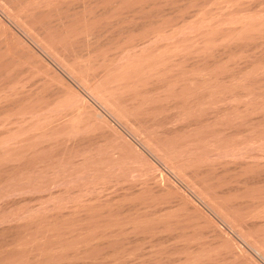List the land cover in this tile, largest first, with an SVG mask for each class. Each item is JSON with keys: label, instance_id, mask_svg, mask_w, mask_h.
Masks as SVG:
<instances>
[{"label": "rangeland", "instance_id": "374dc122", "mask_svg": "<svg viewBox=\"0 0 264 264\" xmlns=\"http://www.w3.org/2000/svg\"><path fill=\"white\" fill-rule=\"evenodd\" d=\"M0 264H264V0H0Z\"/></svg>", "mask_w": 264, "mask_h": 264}]
</instances>
